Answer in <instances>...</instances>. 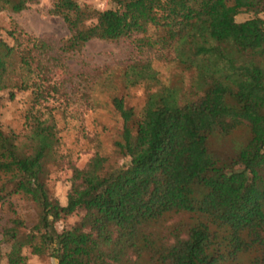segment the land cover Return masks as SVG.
<instances>
[{
  "label": "trees",
  "instance_id": "1",
  "mask_svg": "<svg viewBox=\"0 0 264 264\" xmlns=\"http://www.w3.org/2000/svg\"><path fill=\"white\" fill-rule=\"evenodd\" d=\"M37 1L0 0V101L26 95L21 132L0 124V264H27L24 249L54 264H264V0H109L101 11L50 0L69 32L55 46L1 23ZM93 38L131 44L139 58L122 83L144 99L135 111L111 96L120 163L94 153L70 165L61 205L48 182L64 161L52 111L73 103L66 57ZM150 56L187 80L165 84ZM171 214L184 218L160 231Z\"/></svg>",
  "mask_w": 264,
  "mask_h": 264
},
{
  "label": "rangeland",
  "instance_id": "2",
  "mask_svg": "<svg viewBox=\"0 0 264 264\" xmlns=\"http://www.w3.org/2000/svg\"><path fill=\"white\" fill-rule=\"evenodd\" d=\"M79 1L97 11L111 7L109 0ZM49 6L50 0H38L18 14L2 13L1 23L6 27L9 21H13L25 32L48 39L55 46L60 39L67 38L69 32L60 17L48 13ZM249 17L250 13H243L237 15L234 20L244 22ZM94 23L95 17H90L85 25L91 27ZM137 58L139 55L127 41L114 42L95 38L85 44L81 53L66 57L68 70L74 75V85H79L70 90L73 101L71 105L65 109L58 108L52 111L61 140L59 151L64 161L59 166L52 167L48 175L52 194L61 205L64 204V197L70 185L68 182L70 165L80 169L94 153L106 155L112 164L120 163L112 145L121 132L120 120L113 112L110 98L117 95L123 98L127 107L135 111L141 108L144 99L143 88H125L121 76L124 67ZM150 58L152 66L165 84L179 86L187 80L188 75L175 63H165L153 59L152 56ZM59 73L56 74L58 78ZM79 92L83 93V97L79 96ZM25 97L26 95L19 94L11 102L5 97L0 101V124L16 133L21 132ZM92 98L95 99L92 101ZM229 141L217 144L222 154L230 153L232 147ZM19 212L27 216V219L31 218V210L27 206L19 207ZM4 217V212L0 209V225ZM183 218L181 214L165 217L160 222V226L163 225L159 228L160 231L163 232L165 228L178 224ZM75 219V216L66 218L58 222L56 227L60 229ZM22 254L27 264H54L52 258L33 256L28 249H24Z\"/></svg>",
  "mask_w": 264,
  "mask_h": 264
}]
</instances>
